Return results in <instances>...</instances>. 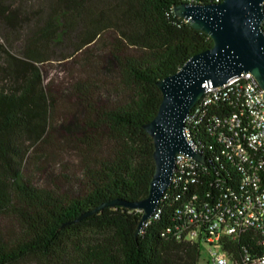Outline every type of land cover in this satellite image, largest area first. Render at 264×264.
<instances>
[{"label": "trees", "instance_id": "trees-1", "mask_svg": "<svg viewBox=\"0 0 264 264\" xmlns=\"http://www.w3.org/2000/svg\"><path fill=\"white\" fill-rule=\"evenodd\" d=\"M188 1L47 0L42 24L29 32L23 57L7 53L0 66V75L9 80L0 88V264H198L200 245L161 234L172 223L176 205L171 199L161 202L160 216L139 235L143 212L122 205L78 220L101 204L147 196L155 161L154 142L144 125L155 117L162 101L157 82L214 44L208 34L175 14V6ZM20 11L11 0H0V24L14 28ZM109 31L115 34L110 50L115 87L84 80L72 91L93 116L89 126L110 130L114 148L106 156L86 153L98 143L85 128L82 143L87 155L76 194L34 186L22 170L26 151L20 140L29 133L31 144L39 142L50 128L54 107L38 64L51 59L52 44L72 39L73 52L67 57L73 58ZM105 96L114 99L100 106ZM191 138L207 167L192 189L204 196L215 192L217 182L237 184V172L221 157L211 126L191 128ZM5 218L14 220V230L1 224Z\"/></svg>", "mask_w": 264, "mask_h": 264}, {"label": "built area", "instance_id": "built-area-1", "mask_svg": "<svg viewBox=\"0 0 264 264\" xmlns=\"http://www.w3.org/2000/svg\"><path fill=\"white\" fill-rule=\"evenodd\" d=\"M185 123V137L200 152L191 138V128L204 123L211 126L221 157L237 172V184L217 182L214 193L202 196L192 187L207 171L206 164L177 154L171 185L143 226L160 216L163 200L171 199L176 205L172 223L161 234L200 245L198 264H264L262 88L251 72L232 78L224 86L209 88Z\"/></svg>", "mask_w": 264, "mask_h": 264}, {"label": "water", "instance_id": "water-1", "mask_svg": "<svg viewBox=\"0 0 264 264\" xmlns=\"http://www.w3.org/2000/svg\"><path fill=\"white\" fill-rule=\"evenodd\" d=\"M175 14L195 29L208 34L213 46L192 56L177 72L157 82L162 101L155 117L144 125L154 142V175L148 194L135 201L113 200L78 220L107 206L122 205L143 212L136 235L152 218L171 185L177 154L205 165L204 155L184 134L191 109L213 87L224 86L232 78L251 72L263 90L264 100V0H222L215 4L184 2Z\"/></svg>", "mask_w": 264, "mask_h": 264}, {"label": "rangeland", "instance_id": "rangeland-1", "mask_svg": "<svg viewBox=\"0 0 264 264\" xmlns=\"http://www.w3.org/2000/svg\"><path fill=\"white\" fill-rule=\"evenodd\" d=\"M11 1L21 11L14 28L0 24V66L4 65L7 53L23 57L30 38L29 32L41 26L47 11V0ZM114 35L112 31L106 32L97 45L73 58L67 57L73 52L72 39L52 44L49 48L51 59L38 64L46 90L51 93L54 100V107L51 112L50 128L39 142L31 144L29 133L24 134L20 140L26 151L22 170L34 186L60 194H76L80 188V178L83 176L84 155H87L85 145L82 143L84 135L87 134L85 128L88 135L89 131L92 132L98 143L94 149L86 153L92 156H106L114 148L109 138L110 130H94L89 126L93 116L78 103L72 91L74 84L84 80L95 81L110 89L115 87L117 80L110 57ZM8 84L9 80L0 75V88ZM107 97L109 96L102 99L100 106L111 104L114 97H110V101ZM13 221L11 218H5L1 220V224L10 232L14 230Z\"/></svg>", "mask_w": 264, "mask_h": 264}]
</instances>
